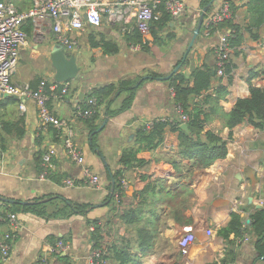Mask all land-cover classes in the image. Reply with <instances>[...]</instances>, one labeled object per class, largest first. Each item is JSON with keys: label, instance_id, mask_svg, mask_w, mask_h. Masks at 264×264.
Here are the masks:
<instances>
[{"label": "crops", "instance_id": "1", "mask_svg": "<svg viewBox=\"0 0 264 264\" xmlns=\"http://www.w3.org/2000/svg\"><path fill=\"white\" fill-rule=\"evenodd\" d=\"M21 11H27L33 6V0H13ZM110 4L120 0H106ZM225 0H213L211 11L221 8ZM185 11L158 31L160 35L174 37L170 40V49L156 56L158 47L155 45L151 52V68L145 64V72L123 74L120 70L103 75L86 69L84 59H78L81 71L78 76L66 83L55 80L56 68L52 64V50L56 46L55 35L50 25L44 26L43 35L35 33L33 25L31 34L28 32L27 45L23 47L20 60L13 80L18 85L32 84L37 79L48 80L54 84L68 86V92L62 96L51 90L49 107L57 117L68 121L75 131V144L83 151L87 165L97 172L102 180L101 188H92L82 180V168L73 162L65 152L63 140L55 134L54 127L44 128L41 125L37 104L31 99H19L4 96L0 105L1 120L8 122L7 130H3L0 141V210L16 213L19 228L16 239L8 259H3L0 252V264H40V260L48 259V264H60L52 249L59 243V238L66 240L69 254L75 264H86L89 253L93 250L91 243L90 223L99 220L105 228L107 241H118L123 237H130L122 224L119 214L123 210L137 205L135 193L144 187L146 181L143 176H151L152 180L165 179L170 189L178 187L183 179L191 180L188 193L182 196L188 207L190 224H181L170 213L165 204H160V218L162 219L159 234L155 238L154 251L144 258L143 264H223L227 241L218 234V230L227 226L232 212L241 215L244 224L251 223V214L257 211L260 201H264V129H257L247 122L233 128V138L228 142L227 157L216 161L205 169H197L193 174L188 167L182 173L176 174L168 160L178 150L177 133L168 131L164 143L155 151H141L138 157L147 160L145 166L129 169L125 173L127 186L121 203L108 205L105 201L110 189L108 187V171L115 172L122 166L119 158L122 150L130 145L137 129L158 118L174 119L179 117L174 103V90L169 80L162 79L171 74L178 64L183 71L191 75L197 67L209 64L214 68L217 64L215 46L222 35L221 31L207 33L204 24L197 37V42L185 58L188 46L198 26L203 12V0H182ZM238 9L235 22L246 25L249 0H236ZM206 17V16H205ZM123 23L111 22L104 16L99 27L86 26L78 34L79 45L74 51H67L69 56H80L82 51L89 50L95 62H105L111 54H106L101 46H94L93 41L102 37L116 41L120 49L112 55L123 54L126 59L136 61L143 50L134 49L125 40ZM127 30L135 27V19L127 25ZM260 39L254 40L248 32L239 48L240 53H233L232 61L236 64L233 80L229 83L227 76L215 74L212 87L201 96L195 97L193 102L203 99L207 93H214L219 85L228 88V92L221 100L225 112H230L239 98L250 96L247 79L252 70L259 75L252 82L257 87H264V27L259 30ZM233 52V51H232ZM148 70V71H146ZM149 72H158L163 76L159 79H145L136 92L132 107L112 118L103 130L96 133V149L92 148L93 136L87 125L82 121L78 112V103L94 87L114 83L122 78L147 77ZM127 76V77H126ZM54 85L52 84V87ZM54 91V92H53ZM24 104L25 108H21ZM101 119L96 122L101 126L107 118L101 113ZM22 126L25 134L18 135ZM1 128V121H0ZM208 129L219 133L228 139L230 129L224 127L220 118L216 117L208 124ZM95 133V132H94ZM55 148L57 157L54 159L55 170L49 179H41L42 154ZM102 156V157H101ZM189 160L183 164L188 165ZM256 170L257 182H253L245 175L247 167ZM186 176V177H185ZM66 178L75 179L74 186H66ZM2 198V199H1ZM73 202L90 203L94 208L87 215H72L67 218H47L32 212L18 209L16 205H26L36 201L48 202L50 210L56 205H63L62 199ZM8 200V201H6ZM56 204V205H55ZM264 207V206H263ZM9 230V225L3 223L0 227V239ZM212 231L208 235L207 231ZM250 230V229H249ZM248 230L249 240L234 239L236 258L230 264H264V257L260 258L255 246V236ZM187 235L195 236L194 242L183 249L180 240ZM135 253H139L137 250ZM112 262V261H111Z\"/></svg>", "mask_w": 264, "mask_h": 264}, {"label": "trees", "instance_id": "2", "mask_svg": "<svg viewBox=\"0 0 264 264\" xmlns=\"http://www.w3.org/2000/svg\"><path fill=\"white\" fill-rule=\"evenodd\" d=\"M235 1L225 0L232 9L234 19L224 21L215 26L211 25L209 30L210 34L217 31H231L229 43L233 52L231 58L223 64V76H227L229 83L233 80V71L236 68V64L232 61V56L233 53L235 55L240 53L239 48L245 40L244 33L248 32L252 39L258 40L260 39L259 30L262 26L264 27V0H249L246 17L247 23L244 26L235 22L238 9ZM212 2L213 0H203L202 7L205 8ZM211 6L208 12L211 11ZM158 9L161 16L152 24L150 34L143 35L136 27L132 30H124L125 40L129 45L138 46L141 50L150 52L155 45L164 43L165 38L171 40L174 37L172 34L164 37L160 35L158 30L165 27L172 20V16L167 12L164 3ZM23 29L31 34L33 29L32 22L29 20L26 26L23 25ZM93 45L101 46L106 54L117 53L120 49L116 41L106 37H102L97 41L94 40ZM186 63L187 61L182 60L178 65L183 66ZM181 67L171 75L169 84L174 90V103L177 109H182L188 117L186 121L188 130L182 128L183 121L180 119V115L174 119L158 118L139 127L135 133L133 142L122 150L119 158V164L122 167L115 172L108 171V187L110 192L105 199L108 205L113 202L116 203L117 197H119L120 203L122 202L125 192L122 181L125 179L126 171L135 167L145 166L149 163L147 160L138 157L139 152L157 150L164 143L168 131L177 133L178 137V150L168 160V163L171 164L176 174L182 173L187 169L186 167L193 174L194 170L208 168L216 161L227 157L228 142L233 138V128L237 125L247 122L257 129H264V87H257L252 82L253 78L259 75L258 71L252 70L247 79L250 96L239 98L233 109L230 112H225L221 106V100L228 92V88L224 85H219L214 90V93H207L203 99L193 102L195 97L201 96L212 87L214 75L210 65L205 64L195 68L191 75L185 73ZM214 68L217 74L219 69L218 64ZM262 73H264V67ZM162 76L158 72H149L147 77L122 78L117 82L104 84L90 90L86 98L80 101V110L78 112L90 133L94 134L92 144L94 150L97 145L96 131L100 127L99 123L96 122L102 118L101 113L105 117L112 118L129 110L140 86V84L137 86L138 82L142 79V83H144L147 78L159 79ZM42 80L44 79H37L30 85L37 89ZM52 84L55 85L47 80L48 93L50 95L52 94L50 90ZM65 86L67 85L57 84L55 94L60 93L61 95ZM92 99L94 100V104H88L87 102ZM2 102L3 99L0 101V105ZM87 109L91 111V115L83 116ZM216 117L220 118L224 127L230 129L228 139L207 128L208 124ZM0 121L1 141L2 131L7 130V125L9 126L10 124L1 120V117ZM54 129L55 134L61 138L59 130ZM24 134L25 128L23 126L20 130L18 128L19 137H22ZM184 160H189L190 163L186 166L183 164ZM112 180H114L113 192ZM142 180L146 181V184L135 193L137 205L129 207L119 214L122 224L125 225L126 231L130 234L129 238L123 237L118 241H108L104 245L107 235H104L105 228H103V224L99 220L89 221L90 227L94 226V230L90 232L93 250L99 249L102 251V260L106 262L105 264L144 263V258L154 251L155 238L160 231L162 221L159 214L161 210L159 208L160 204H165L166 208L170 209V213L175 217L177 222L181 224H190L192 222L191 217L188 215V207L182 199V196L190 191L191 180L185 182L182 179L175 189H170L168 181L165 179L153 181L152 177L147 175L143 176ZM61 201L63 205L57 206L55 204L56 209L54 210L48 208V202L40 201L16 206L22 211L32 212L47 218H67L75 214L87 215L94 208V205L90 203L73 202L67 199H62ZM3 212L6 213L7 211ZM250 218L251 223L246 225L239 213L232 212L231 220L227 226L218 230V234L228 243L225 257L222 260L223 264L233 263L236 258L235 242L230 237L234 235L235 240L242 241L248 234L249 229L255 236L254 246L259 257H264V207L257 209V211L251 214ZM58 241L68 246L66 240L59 238ZM135 250L139 253H135ZM55 257L60 264H75L69 252L57 253ZM39 263L48 264V259L42 258Z\"/></svg>", "mask_w": 264, "mask_h": 264}, {"label": "built area", "instance_id": "3", "mask_svg": "<svg viewBox=\"0 0 264 264\" xmlns=\"http://www.w3.org/2000/svg\"><path fill=\"white\" fill-rule=\"evenodd\" d=\"M163 3L172 17H177L185 11L182 0H120L113 4L106 0H33V6L27 11H21L13 0H0V99L7 94L17 96L19 99L34 100L38 107L42 127H54L59 130L66 154L73 162L81 166L82 180L92 188L102 187L101 177L87 165L83 151L76 146L75 131L71 124L57 117L50 110L47 80H42L37 89L30 84L18 85L13 80L21 51L28 41V34L23 29V25L26 20L31 19L36 35L41 36L44 33V26L49 24L54 32L56 43L63 45L67 51H74L79 45L78 34L88 25L92 27L101 26L106 15L111 22L123 23V30H127L126 25L135 19V27L143 35L150 34L152 24L161 16L158 8ZM230 19H234L233 12L229 3L224 1L220 9L205 17L204 24L207 33H209L211 25L215 26ZM221 32L220 40L215 46L219 66L217 74L220 76L224 75V62L229 60L232 55V47L229 43L231 31ZM139 48L138 46L134 47V49ZM55 88H57V84L51 86L50 90H55ZM67 92L68 86H65L60 96ZM87 103L94 104V100H89ZM20 106L25 108L24 104H20ZM78 107L80 110V105ZM177 111L180 119L186 123L187 115L180 108ZM89 115H91V111L85 110L83 116ZM56 157L55 148H51L43 154L41 179H49L53 174ZM63 183L66 186H74L75 179L66 178ZM122 183L124 187L127 186L125 180ZM116 200L117 203H120L119 197ZM260 205L264 206V201H260ZM3 223L9 225V230L0 239V252L3 259H8L19 228L17 214L5 213L0 210V227ZM93 230L94 226H91L90 231ZM207 233L208 235L213 234L210 230ZM244 239L249 240V237L246 236ZM194 240L195 236L187 235L180 240V245L183 249H188ZM107 242L105 239L104 245ZM68 251L69 247L61 241L52 249L55 254ZM105 263L102 260V251L95 249L89 253L86 264Z\"/></svg>", "mask_w": 264, "mask_h": 264}, {"label": "water", "instance_id": "4", "mask_svg": "<svg viewBox=\"0 0 264 264\" xmlns=\"http://www.w3.org/2000/svg\"><path fill=\"white\" fill-rule=\"evenodd\" d=\"M213 3V2H212ZM212 3L210 5H208L207 7H205L203 9V12L201 13L200 19H199V23L197 28L195 29L193 38L188 46V49L186 51L185 54V58H187L188 53L192 50L194 44L197 42V37L200 33L201 27L204 24L205 21V16L208 12L209 7L212 5ZM52 64L53 66L56 68V75H55V80L59 83H66L69 82L70 80L75 79L78 74L81 71V67L78 64V59L76 56L72 55L69 56L67 54L66 49L64 48L63 45L61 44H56V46L53 48L52 50ZM180 65H178L174 71L169 74L166 77H163L162 79L164 80H169V78L171 77L172 74H174L175 72H177L180 69ZM212 72L213 75L216 74V70L215 68H212ZM142 82V79L138 82L137 86H139V84ZM4 96H9V95H3ZM11 97H16L17 96H11ZM108 117L104 120V122L102 123V125L99 127V129L96 132H99L101 130L104 129V127L106 126L107 122H108ZM182 128L185 130H188V124L187 123H183L182 124ZM102 157V156H101ZM245 175L247 178L251 179L253 182H257V178H256V170L249 166L246 168L245 170ZM112 192L114 190V180H112ZM2 199V198H1ZM8 201V200H6ZM263 206L259 205L257 208L261 209Z\"/></svg>", "mask_w": 264, "mask_h": 264}, {"label": "rangeland", "instance_id": "5", "mask_svg": "<svg viewBox=\"0 0 264 264\" xmlns=\"http://www.w3.org/2000/svg\"><path fill=\"white\" fill-rule=\"evenodd\" d=\"M170 43L171 41L167 38H165V42L162 44L157 45L158 52L156 53V56H159L161 58L162 52H167L170 49ZM82 55L76 56L77 59H84L86 62V69L89 71H93L95 73H101L103 75L110 73H114L116 70H120L123 74L128 73H140L143 74L145 72V64H148L151 68H153V65L151 64L152 56L149 54V52H141L135 60L132 59H126L124 55L121 53L119 55H109V57L106 59L105 62H95L93 60V54L89 50L82 51ZM151 52V51H150ZM162 59V58H161ZM79 63V62H78ZM148 71V70H146ZM127 77V76H126Z\"/></svg>", "mask_w": 264, "mask_h": 264}]
</instances>
